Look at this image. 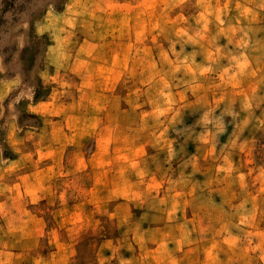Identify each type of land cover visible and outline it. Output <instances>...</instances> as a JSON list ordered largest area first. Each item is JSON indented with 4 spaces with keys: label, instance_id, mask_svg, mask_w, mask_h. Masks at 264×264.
<instances>
[{
    "label": "clouds",
    "instance_id": "obj_1",
    "mask_svg": "<svg viewBox=\"0 0 264 264\" xmlns=\"http://www.w3.org/2000/svg\"><path fill=\"white\" fill-rule=\"evenodd\" d=\"M0 264H264V0H0Z\"/></svg>",
    "mask_w": 264,
    "mask_h": 264
}]
</instances>
